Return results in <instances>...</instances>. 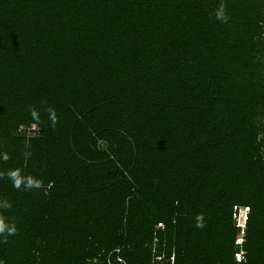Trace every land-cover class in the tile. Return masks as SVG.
<instances>
[{"label": "trees", "instance_id": "obj_1", "mask_svg": "<svg viewBox=\"0 0 264 264\" xmlns=\"http://www.w3.org/2000/svg\"><path fill=\"white\" fill-rule=\"evenodd\" d=\"M0 226V264H264V0H0Z\"/></svg>", "mask_w": 264, "mask_h": 264}, {"label": "built area", "instance_id": "obj_2", "mask_svg": "<svg viewBox=\"0 0 264 264\" xmlns=\"http://www.w3.org/2000/svg\"><path fill=\"white\" fill-rule=\"evenodd\" d=\"M233 211H234V215H235V218H236V219H237V214H238L240 211H242V212H243L244 221H245L246 216H247V213H248V208L234 207V208H233ZM238 225H239V224H238ZM240 226H242V225H240ZM242 228H243V227H242ZM241 242H242V239L239 238V239H237V240L235 241V244L240 245ZM242 256H243V251H240L239 253L236 254V257H237V259H238L239 261L241 260Z\"/></svg>", "mask_w": 264, "mask_h": 264}, {"label": "clouds", "instance_id": "obj_3", "mask_svg": "<svg viewBox=\"0 0 264 264\" xmlns=\"http://www.w3.org/2000/svg\"><path fill=\"white\" fill-rule=\"evenodd\" d=\"M217 19H225L224 17V13H223V8L221 7V9L217 12ZM244 225V224H243ZM4 231V228L2 226H0V232ZM9 234H11L12 232H14V229H9Z\"/></svg>", "mask_w": 264, "mask_h": 264}, {"label": "rangeland", "instance_id": "obj_4", "mask_svg": "<svg viewBox=\"0 0 264 264\" xmlns=\"http://www.w3.org/2000/svg\"><path fill=\"white\" fill-rule=\"evenodd\" d=\"M34 126H32V128H33ZM237 223L239 224V225H242L243 226V224H244V217H243V212L242 211H240L238 214H237Z\"/></svg>", "mask_w": 264, "mask_h": 264}]
</instances>
